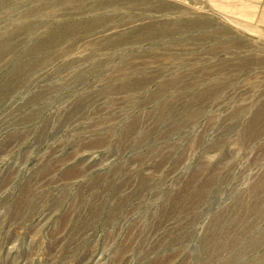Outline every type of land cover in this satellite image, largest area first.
Returning <instances> with one entry per match:
<instances>
[{"label":"rangeland","instance_id":"obj_1","mask_svg":"<svg viewBox=\"0 0 264 264\" xmlns=\"http://www.w3.org/2000/svg\"><path fill=\"white\" fill-rule=\"evenodd\" d=\"M264 0H0V264H264Z\"/></svg>","mask_w":264,"mask_h":264},{"label":"bare ground","instance_id":"obj_2","mask_svg":"<svg viewBox=\"0 0 264 264\" xmlns=\"http://www.w3.org/2000/svg\"><path fill=\"white\" fill-rule=\"evenodd\" d=\"M264 109V108H263Z\"/></svg>","mask_w":264,"mask_h":264}]
</instances>
